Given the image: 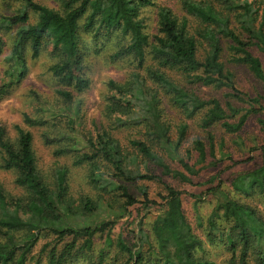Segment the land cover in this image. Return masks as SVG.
<instances>
[{"label":"trees","instance_id":"1","mask_svg":"<svg viewBox=\"0 0 264 264\" xmlns=\"http://www.w3.org/2000/svg\"><path fill=\"white\" fill-rule=\"evenodd\" d=\"M21 1L37 18L31 23L26 12L12 16L0 15V52L3 47L2 33L17 28L10 53L5 59L0 100L26 78L29 71L27 50L31 51L32 59H37L42 50L48 47L55 61L49 68L53 78L72 91L83 92L90 85L81 47L84 37H90L96 44L119 34L123 40L122 47L109 59L117 61L132 58L143 73L133 72L125 84L114 81L108 83L106 116L114 129L145 127L152 146L156 145L169 160H176L189 176L197 175L199 170L192 168L179 154L187 125L179 127L178 137L173 142L169 135L170 126L163 121L164 98L174 108L181 109L187 118L204 111L199 121L201 129L207 130L221 123L225 131L231 134L238 133L252 113L264 109L258 99H251L249 102L252 106L242 115L240 110L230 105L228 112L219 100L202 99L165 72L166 69L178 70L187 85L228 88L233 98L244 101L234 87L233 75L221 61L222 39L231 43V61L246 66L264 84L262 62L250 51L255 47L264 55V0L257 6L254 0H217L226 12L236 13L247 39L238 36L231 27L229 15L217 10L212 3L183 0V11L199 21L201 30L190 33L188 17H179L170 8L161 6L157 9V34L152 41L145 32L141 17L142 11L153 6L152 0H61V11L49 9L33 0ZM57 94L67 105L72 104L73 95L69 90L58 89ZM33 96L40 105L39 109L47 111L41 99L35 94ZM253 104L258 105L259 109H255ZM52 112L53 119L65 117L70 133L61 132L54 138L45 137V142H60L74 135L81 138L93 153L82 154L77 164L88 162L91 183L108 193L117 192L123 198L121 217L124 216L123 212L138 202L129 193L125 183L142 180L162 182L161 177L137 169L135 163L139 156L160 167L163 175L190 182L184 173L172 171L147 142L131 141L130 145L136 151L133 160L131 154L125 153L118 140L108 132L103 131L93 141L80 133L81 117L66 115L63 109ZM231 117L238 119L231 123ZM259 122L264 129V121ZM24 123L30 127H40L46 120L25 116ZM15 130L17 139L13 143L6 138L5 130L0 126L1 167L16 174L15 184L28 193V199L23 202L8 196L0 186V264H26L28 254L43 232H49L57 239L56 244L48 250L47 264H66L75 251H90L94 236L110 230L114 223L103 222L95 226L73 224L77 214L92 215L97 207L86 199L80 202L79 210L73 208V202L67 196V170L64 168L55 172L54 189H50L37 171L31 133L19 126H15ZM207 137L209 156L214 159V138L211 134ZM259 150L260 166L236 177L231 184L233 191L245 196L258 193L264 198V145ZM194 151L198 154L197 164H203L207 159L204 143L195 141ZM216 179H211L209 184ZM164 186L166 196L152 224L156 246L149 244L142 229L137 232L131 247L119 239L117 247L128 256L127 262L123 264H211L194 255L197 249L202 248V243L192 232L183 214V192ZM206 193L216 201L207 220L208 241L212 243L216 239L227 245L232 253L229 264H252L248 258L250 251L254 252L259 264H264V218L254 207L230 198L220 182L209 187ZM148 203L144 194L141 205L146 207ZM219 221L230 226L221 228ZM66 236H71L73 240L58 251L57 243ZM79 239L82 244L78 247ZM49 246L45 245L44 251ZM112 246L111 238L105 237L99 264Z\"/></svg>","mask_w":264,"mask_h":264},{"label":"rangeland","instance_id":"2","mask_svg":"<svg viewBox=\"0 0 264 264\" xmlns=\"http://www.w3.org/2000/svg\"><path fill=\"white\" fill-rule=\"evenodd\" d=\"M35 3L45 6L55 11H61V0H33ZM183 0H152L153 6L142 11L141 17L144 20L145 32L149 35L150 41L157 34V9L165 6L170 8L177 16H186L189 19L188 27L192 34L201 30L202 26L193 16H187L182 8ZM196 2L212 3L214 7L226 13L231 18V27L242 39H247V35L241 30L236 13L226 12L224 7L217 0H192ZM253 1V0H249ZM256 6L263 0H254ZM18 12H26L30 22L36 21V15L25 7L21 0H0V15L12 16ZM83 23V21H82ZM16 27L1 35L3 47L0 52V86L3 81V71L6 66V57L11 50V44L16 32ZM123 40L121 35L116 34L111 39H103L94 44L90 37L85 36L81 45L84 62L86 65V76L90 81L89 87L81 93L72 91L70 88L57 83L55 78L49 72L50 66L55 62L50 48L43 49L37 59L31 58V51L27 50L28 74L21 84L11 90L3 99L0 100V126L4 128L8 140L15 143L17 133L15 126H19L31 133L33 137V150L36 159V168L41 179L50 189H54L55 172L61 168L67 170L66 184L67 196L73 202V208L79 210L80 202L89 199L94 204L95 212L92 215L77 214L72 223L75 225L89 224L95 226L103 222H113V227L102 233L96 234L93 238V247L90 251L79 253L75 251L66 264H99V255L103 248L105 237L111 238L113 246L105 255L100 264H123L127 262L126 253L119 250L117 241L121 239L127 246L134 244L137 232L142 229L147 236L149 244L156 246L155 239L152 236V224L162 205L163 197L166 196L164 185L183 192L181 197L183 214L192 228L194 235L201 240V249L194 253L197 259H203L211 264H229L232 253L227 245L216 239L210 243L208 241L207 220L215 207L216 201L212 195H208L209 187L221 183L224 191L228 192L230 198L243 204L254 207L264 218V198L258 193L251 196H245L233 191L231 184L233 180L241 175H245L261 164V155L259 147L264 145V129L259 121H264V109L257 113H252L243 128L236 134L225 131L221 123L215 124L207 130L199 127L204 111L196 113L191 118H187L181 109L174 108L166 98L163 99V121L170 126V137L173 142L176 141L177 131L181 125H187L184 140L179 148V154L184 161L199 170L197 175L189 176L181 165L176 161H171L157 146H152L150 139L147 138L145 127H122L114 129L109 118L106 116L107 97L109 93L108 83L125 84L130 80L133 72L143 73L142 69L137 68L132 58H124L117 61H111L109 56L122 47ZM230 41L222 39L223 51L221 61L225 69L233 75V82L236 91L241 95L244 101L237 100L231 96V90L225 87L216 88L213 86L187 85L178 70L166 69L165 72L190 91H194L204 100L217 99L221 106L228 111L230 105L236 110H240L242 115L252 106L251 99H258L261 107H264V84L256 79L248 68L244 65L233 63L231 61L233 52L230 49ZM250 51L258 57L264 69V55L255 47ZM201 54V51L199 52ZM150 64V63H149ZM69 90L73 95V102L67 105L66 102L57 94V90ZM37 95L45 105L47 111H41L39 104L33 98ZM39 105V106H38ZM255 109L259 106L253 104ZM50 109V110H48ZM63 109L65 114L71 117H81L82 124L79 127L82 132L93 141L98 134L103 131L108 132L112 137L118 140L125 153L131 154L135 160L136 151L131 147V141L147 142L153 151H157L163 161L168 164L172 171H179L188 176L190 182L182 181L172 175L165 176L162 169L145 158L139 156L136 160V167L140 171L147 170L161 177L162 182L158 181H135L125 183L129 193L138 201L137 204L123 212L120 216L123 198L117 192L108 193L93 185L90 181V164L83 162L77 164L82 154H92L91 148L78 136H70L64 141L46 143L44 138H54L61 132L70 133L67 120L63 116L53 119L54 110ZM229 112V111H228ZM29 116L33 119L46 120V123L40 127H30L24 123V117ZM233 118V117H231ZM237 117L229 120L234 123ZM211 134L214 138L215 158L209 156L210 144L207 135ZM201 141L205 145L207 159L203 164H197L198 154L194 151V142ZM255 149V150H251ZM100 165L104 166L101 161ZM209 184L211 179H214ZM16 174L13 171L4 170L1 167L0 155V186L4 192L11 197L21 199L25 202L28 199V193L15 184ZM144 194L149 203L143 207ZM196 197V198H193ZM221 228H227L229 223L219 221ZM71 236H66L57 243V249L72 241ZM57 242L56 236L49 232H43L27 256L26 264H47L48 250ZM50 244L44 251L45 245ZM82 240L77 241V246H81ZM146 245V243L144 244ZM263 246V243L262 245ZM238 254V252L236 253ZM248 258L252 264H259L254 252L250 251ZM144 264H150L144 262Z\"/></svg>","mask_w":264,"mask_h":264}]
</instances>
